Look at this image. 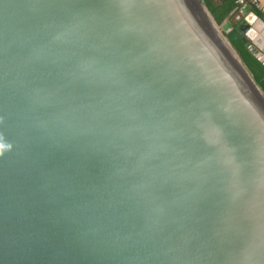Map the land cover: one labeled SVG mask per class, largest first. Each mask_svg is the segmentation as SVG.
<instances>
[{
  "label": "water",
  "instance_id": "1",
  "mask_svg": "<svg viewBox=\"0 0 264 264\" xmlns=\"http://www.w3.org/2000/svg\"><path fill=\"white\" fill-rule=\"evenodd\" d=\"M231 26L202 0H0V264H264V92Z\"/></svg>",
  "mask_w": 264,
  "mask_h": 264
},
{
  "label": "trees",
  "instance_id": "2",
  "mask_svg": "<svg viewBox=\"0 0 264 264\" xmlns=\"http://www.w3.org/2000/svg\"><path fill=\"white\" fill-rule=\"evenodd\" d=\"M209 11L215 17L219 25H223L230 20L232 14L239 9L242 4L238 0H202ZM229 41L239 52L243 62L253 75L256 83L264 92V64L247 46L249 40L245 33L239 29V24H232L231 30L226 34Z\"/></svg>",
  "mask_w": 264,
  "mask_h": 264
},
{
  "label": "crops",
  "instance_id": "3",
  "mask_svg": "<svg viewBox=\"0 0 264 264\" xmlns=\"http://www.w3.org/2000/svg\"><path fill=\"white\" fill-rule=\"evenodd\" d=\"M238 2H240V0H238ZM260 2L264 5V0H260ZM249 6L251 5L245 1L244 4L239 9H236V11L232 14L231 20L235 19L236 20L235 24L238 23L240 25L241 23H243L246 19L244 15V9ZM248 16L251 17V18L249 17V19H252L251 23L254 24H257L259 19H261V16L253 7H251V9L249 10Z\"/></svg>",
  "mask_w": 264,
  "mask_h": 264
},
{
  "label": "built area",
  "instance_id": "4",
  "mask_svg": "<svg viewBox=\"0 0 264 264\" xmlns=\"http://www.w3.org/2000/svg\"><path fill=\"white\" fill-rule=\"evenodd\" d=\"M248 2L261 16V19L264 20V5L260 2V0H240V3L243 5L244 2Z\"/></svg>",
  "mask_w": 264,
  "mask_h": 264
},
{
  "label": "rangeland",
  "instance_id": "5",
  "mask_svg": "<svg viewBox=\"0 0 264 264\" xmlns=\"http://www.w3.org/2000/svg\"><path fill=\"white\" fill-rule=\"evenodd\" d=\"M229 21H231L232 24H235V21H236V20H235V19H232V20L230 19Z\"/></svg>",
  "mask_w": 264,
  "mask_h": 264
},
{
  "label": "bare ground",
  "instance_id": "6",
  "mask_svg": "<svg viewBox=\"0 0 264 264\" xmlns=\"http://www.w3.org/2000/svg\"><path fill=\"white\" fill-rule=\"evenodd\" d=\"M250 21H252V19H250Z\"/></svg>",
  "mask_w": 264,
  "mask_h": 264
}]
</instances>
